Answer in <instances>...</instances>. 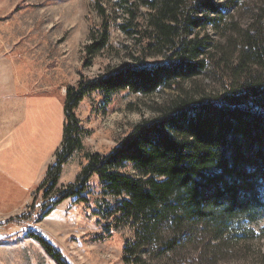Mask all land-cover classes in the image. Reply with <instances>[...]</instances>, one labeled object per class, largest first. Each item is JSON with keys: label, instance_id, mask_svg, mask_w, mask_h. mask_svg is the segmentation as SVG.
I'll return each mask as SVG.
<instances>
[{"label": "trees", "instance_id": "1", "mask_svg": "<svg viewBox=\"0 0 264 264\" xmlns=\"http://www.w3.org/2000/svg\"><path fill=\"white\" fill-rule=\"evenodd\" d=\"M250 1V23L241 27L215 0H112L109 7L95 0L101 27L91 30L89 60L108 47L118 13L137 50L106 75L82 77L67 89L63 147L46 181L56 187L62 167L82 149L76 110L86 98L179 95L157 106L156 117L135 126L110 154H87L77 183L59 191L44 215L69 198L85 201L96 177L102 194L115 199L105 217L114 228L133 229L125 264L248 260L247 244L262 238L249 226L264 220V0ZM210 29L222 42L209 43ZM206 80L222 90L209 91ZM28 237L57 264H69L42 236Z\"/></svg>", "mask_w": 264, "mask_h": 264}, {"label": "rangeland", "instance_id": "2", "mask_svg": "<svg viewBox=\"0 0 264 264\" xmlns=\"http://www.w3.org/2000/svg\"><path fill=\"white\" fill-rule=\"evenodd\" d=\"M227 1L215 0L228 22L246 27L252 1L232 8ZM123 24L118 13L108 47L89 60L91 30L101 27L95 0H0V94L8 96L16 118L14 128L0 129V264H57L28 239L29 232L46 239L69 264H125L123 250L134 232L129 226L114 228L113 219L105 217L115 199L102 194L96 177L85 201L69 198L44 215L59 191L77 183L87 154H110L135 126L156 117L157 106L179 95L164 90L152 96L121 93L109 101L86 98L76 110L85 132L82 149L62 167L56 187L46 181L63 147L67 89L82 77L106 75L137 50ZM208 34L209 43L222 42L215 30ZM202 84L209 91L222 90L212 81ZM249 227L262 238L247 244L248 260L234 255L217 264H264V220Z\"/></svg>", "mask_w": 264, "mask_h": 264}, {"label": "crops", "instance_id": "3", "mask_svg": "<svg viewBox=\"0 0 264 264\" xmlns=\"http://www.w3.org/2000/svg\"><path fill=\"white\" fill-rule=\"evenodd\" d=\"M1 57V54H0ZM8 96L0 94V129L9 130L16 124L14 107L9 105ZM12 109V111L9 110ZM22 122V119L20 120Z\"/></svg>", "mask_w": 264, "mask_h": 264}]
</instances>
